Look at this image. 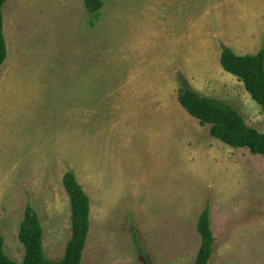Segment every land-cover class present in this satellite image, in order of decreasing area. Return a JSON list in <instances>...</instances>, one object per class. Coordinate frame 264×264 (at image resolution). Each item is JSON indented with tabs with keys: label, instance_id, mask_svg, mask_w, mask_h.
I'll return each mask as SVG.
<instances>
[{
	"label": "rangeland",
	"instance_id": "obj_1",
	"mask_svg": "<svg viewBox=\"0 0 264 264\" xmlns=\"http://www.w3.org/2000/svg\"><path fill=\"white\" fill-rule=\"evenodd\" d=\"M102 2L95 15L81 0L3 7L5 254L22 262L18 233L30 205L46 259H63L72 231L62 179L72 171L90 199L82 264H194L207 206L209 264H264V157L212 138L177 100L185 81L264 133L260 106L219 60L224 48L264 49V0Z\"/></svg>",
	"mask_w": 264,
	"mask_h": 264
},
{
	"label": "trees",
	"instance_id": "obj_2",
	"mask_svg": "<svg viewBox=\"0 0 264 264\" xmlns=\"http://www.w3.org/2000/svg\"><path fill=\"white\" fill-rule=\"evenodd\" d=\"M9 1L0 0V70L8 56L2 10ZM81 1L94 15L103 7L102 0ZM220 65L225 72L238 79L264 114V49L255 55H237L231 49L224 48L220 54ZM177 100L183 110L196 119L200 126H209V135L212 138L232 149H245L252 155L264 157V133L250 128L231 105L200 95L185 81H182L178 90ZM62 185L70 202L72 231L63 259L58 262L46 259L43 251V228L39 216L30 205H27L18 233V240L24 248L22 262L16 263L5 254L4 238L0 235V264H82L90 230V199L74 172L65 173ZM196 229L201 244L194 264H209L215 242L209 206L200 214Z\"/></svg>",
	"mask_w": 264,
	"mask_h": 264
},
{
	"label": "crops",
	"instance_id": "obj_3",
	"mask_svg": "<svg viewBox=\"0 0 264 264\" xmlns=\"http://www.w3.org/2000/svg\"><path fill=\"white\" fill-rule=\"evenodd\" d=\"M220 60V59H219ZM205 61H206V63L208 62L207 61V57H206V59H205ZM208 68V67H207ZM142 115H144L143 116V118L141 117V115H139L138 117H141L142 119H144V120H146L147 119V117H150V115L149 114H142ZM161 117H165V115H162L161 114ZM116 133L118 132V131H115ZM112 133H114V131H112L111 132V137H112ZM145 133H155L156 135H159V136H163V135H161L159 132L157 133V129H153V130H147V129H145ZM103 137H101V139H102ZM107 139H108V137H107ZM70 213H71V210H70ZM38 214V213H37ZM71 215V214H70ZM200 247V246H199Z\"/></svg>",
	"mask_w": 264,
	"mask_h": 264
}]
</instances>
